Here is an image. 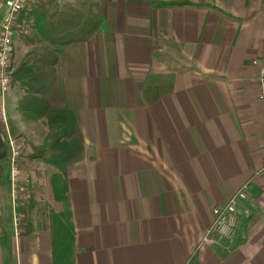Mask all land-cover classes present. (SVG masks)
I'll return each instance as SVG.
<instances>
[{
	"label": "crops",
	"instance_id": "obj_1",
	"mask_svg": "<svg viewBox=\"0 0 264 264\" xmlns=\"http://www.w3.org/2000/svg\"><path fill=\"white\" fill-rule=\"evenodd\" d=\"M263 64L264 0H107L100 32L64 52L65 101L84 142L63 207L73 264H264ZM17 93L4 121L0 109L4 144L6 129L15 142L24 129ZM244 184L233 250L201 244L212 210ZM15 211L9 181L0 264H52L46 221L17 231Z\"/></svg>",
	"mask_w": 264,
	"mask_h": 264
},
{
	"label": "trees",
	"instance_id": "obj_2",
	"mask_svg": "<svg viewBox=\"0 0 264 264\" xmlns=\"http://www.w3.org/2000/svg\"><path fill=\"white\" fill-rule=\"evenodd\" d=\"M107 0L36 3L18 16L19 40L26 49L12 71V84L20 98L17 112L25 121H41L47 130L44 142L32 147L30 159L54 167L51 178L55 208L48 215L52 264H73L74 231L66 206V180L83 159L84 142L77 113L70 110L63 88L65 48L86 43L101 30ZM172 6V2H155ZM21 27V30H20ZM18 207V206H17ZM17 207H15L17 209ZM20 213L30 226L22 204Z\"/></svg>",
	"mask_w": 264,
	"mask_h": 264
},
{
	"label": "rangeland",
	"instance_id": "obj_3",
	"mask_svg": "<svg viewBox=\"0 0 264 264\" xmlns=\"http://www.w3.org/2000/svg\"><path fill=\"white\" fill-rule=\"evenodd\" d=\"M57 1L59 4L63 3H72L75 0H49L47 2ZM176 2H186L190 3L192 0H175ZM29 11V10H28ZM21 30V27H20ZM19 29L15 35L14 45H13V57L11 61V71H13L16 62L24 55L26 49L23 46V43L19 40L20 35ZM16 93L17 90L11 84L8 94ZM18 94V93H17ZM22 118L21 114L19 113ZM23 120V118H22ZM2 121H4L2 117ZM24 129L22 133H18L17 136H20V139L15 142L14 148L16 156L12 161V152L10 150L9 143L5 140V146L7 149L6 158L10 164V177H9V167L6 165V161L0 160V166L4 167L0 169V186L2 188L9 187V181L11 184V190H14L15 201L12 203L14 207H20L22 204L30 206L28 212H26V217L30 222L32 221H46L48 223V215L51 208H55L52 198V187H51V178L57 174V170L44 163L41 160H32L30 155L32 154V147H39L43 144L44 139L47 135V130L41 123V121H25ZM9 130L6 129L5 132ZM11 139H13L11 137ZM15 140V139H13ZM13 187V188H12ZM7 189L3 193L6 196ZM9 196V191H8ZM12 196V195H11ZM12 198V197H11ZM56 206V205H55ZM17 207L16 217H15V226L18 229L26 230V227H29L25 224L24 215L20 213V208ZM14 209V208H13ZM12 207L8 201L7 207L4 212V221L7 224L11 225L12 216ZM11 234L12 231H11Z\"/></svg>",
	"mask_w": 264,
	"mask_h": 264
},
{
	"label": "built area",
	"instance_id": "obj_4",
	"mask_svg": "<svg viewBox=\"0 0 264 264\" xmlns=\"http://www.w3.org/2000/svg\"><path fill=\"white\" fill-rule=\"evenodd\" d=\"M49 0H0V100L1 116L4 118V100L12 84L11 61L13 57L14 38L19 29L18 16L30 10L36 3L47 2ZM254 65L257 62H253ZM259 95L258 99L264 109V64L259 67L257 79ZM6 139L12 152V161L16 156L14 144L8 131ZM13 188V187H12ZM12 201H15L14 190H11ZM248 200V186L244 184L223 206H217L212 210L214 222L205 232L201 244L210 246L220 253H229L235 246V239L241 225L242 216L238 211L241 202ZM248 216V211L243 212ZM186 264H197L188 261Z\"/></svg>",
	"mask_w": 264,
	"mask_h": 264
},
{
	"label": "water",
	"instance_id": "obj_5",
	"mask_svg": "<svg viewBox=\"0 0 264 264\" xmlns=\"http://www.w3.org/2000/svg\"><path fill=\"white\" fill-rule=\"evenodd\" d=\"M7 155V149L6 146L0 136V160H4Z\"/></svg>",
	"mask_w": 264,
	"mask_h": 264
}]
</instances>
